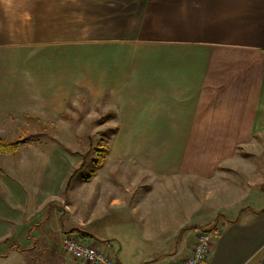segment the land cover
Returning a JSON list of instances; mask_svg holds the SVG:
<instances>
[{"label": "crops", "instance_id": "crops-1", "mask_svg": "<svg viewBox=\"0 0 264 264\" xmlns=\"http://www.w3.org/2000/svg\"><path fill=\"white\" fill-rule=\"evenodd\" d=\"M81 101L108 107L100 123L113 129L73 204L74 169L63 185L55 173L58 157L78 160L55 126ZM31 120L36 144L12 139ZM0 139L19 142L0 157L20 155L0 164V264L50 237L14 199L10 170L56 192V249L79 229L120 264H179L211 228L203 264H264V0H0ZM205 188L219 208L190 221Z\"/></svg>", "mask_w": 264, "mask_h": 264}, {"label": "rangeland", "instance_id": "rangeland-1", "mask_svg": "<svg viewBox=\"0 0 264 264\" xmlns=\"http://www.w3.org/2000/svg\"><path fill=\"white\" fill-rule=\"evenodd\" d=\"M87 106L90 109H86ZM108 109L102 102L94 103L93 105L89 102L81 101L78 106L74 108V113L71 116V118L67 115L63 117V121L61 123L56 122L55 126V132L56 135L60 138L59 144L61 147L69 152H76L74 159L76 161L78 160V164H76L74 167V161L72 166L71 161L72 159L64 158V157H58V161L63 163V165L59 166L58 172L55 173L56 175V186H58V182L63 185L64 178L66 177L67 173L71 169H75L79 166V164L82 162V155L89 152L88 155L90 156L87 161L85 167L77 174V176L73 179V187H74V193L71 195V200L73 204L74 201H77V188L79 185L83 183L82 176L88 175L89 170L93 169L92 159L97 157V151L98 148H104L109 146L110 143V134L112 127V123L104 125V123H100L101 120L106 119V117H101L102 112H105ZM84 113H88L89 115L85 116ZM42 122H35L31 120L28 123H24L22 127L19 128V131L16 135L12 136V139H18L20 136L23 138H27V141L32 142V144H36L35 140L33 139L35 136L31 135L32 133H37L40 124ZM45 126H42V128ZM50 129L52 126H49ZM44 129V128H43ZM42 129V130H43ZM28 130V133H26ZM27 141H25L27 143ZM24 143V142H22ZM31 144V143H29ZM49 145V143L47 144ZM24 146V145H23ZM98 147V148H97ZM35 161V164H42L43 157L41 155H31ZM91 156L93 158H91ZM20 155L18 153L14 154L12 157H0V164L2 162H9L10 166H13L14 164L19 161ZM22 158V157H21ZM32 166V165H31ZM31 166L28 164L25 166V170L27 173L29 172V168ZM70 170H69V168ZM73 167V168H72ZM66 170H69L68 172H65ZM33 173V172H31ZM39 173L34 174H20L19 172H14L12 170L8 171L6 174L7 177H4V180L10 181V184L12 186V189L16 192L13 196L15 200H19L20 202L24 203L27 207L25 208H33V211H37L34 215L38 218H43L44 222L40 223L41 229L47 230L50 232L48 241H45V244L40 247H33L31 250H28L25 254H23L22 258H18L15 260V264H63L65 263L66 258L63 256L65 255L63 250L60 246V241L58 240L56 242V206L52 205V203H56V192L54 195L49 194L48 189L43 190L37 183H32L28 181L27 177L30 176H37ZM22 175V176H21ZM25 176V177H23ZM58 178V181H57ZM0 181H3L2 175L0 174ZM38 182V181H37ZM0 182V196L4 195V188L1 186ZM21 187L19 188V186ZM17 188V191L15 190ZM12 190V191H13ZM192 190V189H191ZM196 188V185L193 188V191L196 192V199H198V202L201 200L200 190ZM216 194H218L216 192ZM220 194V192H219ZM214 196L213 191H209L205 188L203 192V198L205 199V208L202 213L199 215L192 216L193 220L190 221H199L204 224L209 223L212 220L214 211L216 210V207L219 208L218 204L213 201ZM2 197V196H1ZM62 199H65L68 201V197L62 193ZM195 199V196H194ZM195 199V201H196ZM212 203V204H211ZM47 209V210H46ZM214 209V210H213ZM32 211V212H33ZM221 211L226 214H231L230 209L221 208ZM48 217V220L46 219ZM211 223V222H210ZM65 235V234H63ZM61 236V238L63 237ZM16 241L19 242L18 238ZM23 243V242H21ZM58 248L56 249V246ZM59 250V253H57ZM56 257L58 258V262H56Z\"/></svg>", "mask_w": 264, "mask_h": 264}, {"label": "built area", "instance_id": "built-area-1", "mask_svg": "<svg viewBox=\"0 0 264 264\" xmlns=\"http://www.w3.org/2000/svg\"><path fill=\"white\" fill-rule=\"evenodd\" d=\"M212 241L213 233L199 228L189 254L179 264H203L208 258ZM61 249L72 259L85 264H120L91 244L72 235L62 238Z\"/></svg>", "mask_w": 264, "mask_h": 264}, {"label": "trees", "instance_id": "trees-1", "mask_svg": "<svg viewBox=\"0 0 264 264\" xmlns=\"http://www.w3.org/2000/svg\"><path fill=\"white\" fill-rule=\"evenodd\" d=\"M18 143L19 142H14V141H10V140L0 139V153H2L5 149L14 148ZM104 153H105V148L98 149L97 157L92 160V163H93L95 168H97V167H99L101 165V163H102V161L104 159ZM87 159H88V154L85 153L84 155H82V162L80 163V165L77 168H75L70 173V175L67 177L66 183H65V186H64V193L65 194L68 192V190H69V188L71 186L72 179L85 167ZM93 174H94V172L92 171L87 176H84L83 179H89ZM242 211H243V209L241 210V212ZM239 216H240V214L236 218H234L233 220L234 221L238 220ZM204 229L207 230V231H211V228H204ZM73 232L78 233V235L80 237H85V236H83V234H80V233H86V232H82L79 229H73V230L68 231L67 234L70 235ZM86 235H90V234L86 233ZM11 247L14 248V247H16V245L13 244Z\"/></svg>", "mask_w": 264, "mask_h": 264}]
</instances>
